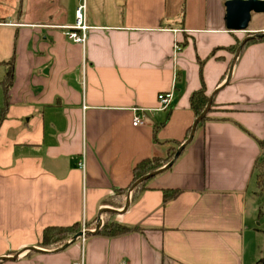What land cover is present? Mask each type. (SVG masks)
Listing matches in <instances>:
<instances>
[{
  "label": "crops",
  "instance_id": "crops-1",
  "mask_svg": "<svg viewBox=\"0 0 264 264\" xmlns=\"http://www.w3.org/2000/svg\"><path fill=\"white\" fill-rule=\"evenodd\" d=\"M81 1L17 0L16 17L0 14V258L17 256L0 264H254L264 14L244 33L226 29L227 0H85L81 46L63 35ZM252 37L220 89L230 48ZM201 81L208 98L218 90L211 120L125 212L108 204L137 163L184 140ZM161 93L172 96L165 110ZM104 209L117 213L98 217ZM104 221L135 231L105 237ZM75 223L100 227L58 253L25 251L49 252L43 229Z\"/></svg>",
  "mask_w": 264,
  "mask_h": 264
},
{
  "label": "trees",
  "instance_id": "trees-1",
  "mask_svg": "<svg viewBox=\"0 0 264 264\" xmlns=\"http://www.w3.org/2000/svg\"><path fill=\"white\" fill-rule=\"evenodd\" d=\"M247 44V42L243 45L242 49L244 46ZM239 43L237 42L235 46L230 48V51L234 53L238 47ZM13 62L14 58L6 64L8 65V69L5 74V79H4V86H9L11 83V78H12V67H13ZM227 74L224 76L225 78L227 77ZM224 78V79H225ZM208 96L206 95V88L204 86L203 81H201V87L197 91H195L189 99L190 102V109L192 110L195 119L205 110L207 104H208ZM212 107H213V102L211 104V108L209 110V113L207 116L204 118V120L200 123H198L197 128L199 129L203 126V124L211 118L209 117V114L212 112ZM189 129L187 131V134L184 138V140L180 143L174 144L172 148H170L169 152L165 157H153L150 159H145L142 160L141 162L137 163L133 169H132V181L130 186L137 181L138 179L148 175L152 174L153 172L161 169L165 165H167L173 158L177 148L188 139V136L190 134ZM264 160V159H263ZM258 163V162H257ZM256 163V164H257ZM256 169V165H255ZM154 179V178H152ZM150 179V180H152ZM150 180H147L145 183L139 185L136 187L130 196L131 202L135 201L140 194L147 189L148 184ZM258 185V184H257ZM130 186L127 189H121V190H115L112 195L108 198L107 203L112 205L113 201L118 202L119 204L116 205L117 209H121L124 205V200L127 196V191L130 188ZM178 194L177 191H171V193H168L167 191L163 192V199L164 201L169 198V197H175ZM86 227V225H85ZM82 230L81 224L75 223L71 226L67 227H57V226H49L43 229L42 231V236L41 240L38 244V247L40 249L46 250V251H53L56 250L63 245H65L74 235H76L78 232ZM135 231L134 228H128L126 226L117 224V223H109V222H102V226L99 230V234L105 237H116V236H121L128 234L130 232ZM31 253H28L29 255Z\"/></svg>",
  "mask_w": 264,
  "mask_h": 264
},
{
  "label": "water",
  "instance_id": "water-1",
  "mask_svg": "<svg viewBox=\"0 0 264 264\" xmlns=\"http://www.w3.org/2000/svg\"><path fill=\"white\" fill-rule=\"evenodd\" d=\"M224 7H225L226 29L228 31H232V32H245L247 30L249 22L251 20V14L252 13L264 14V0H227L224 4ZM258 37L262 38V37H264V34H261ZM248 39H253V37L243 40L239 44L237 50L235 51L234 56H233L232 61H231V64H230V67H229V70H228L227 78H226L225 82L222 84L220 89L224 88L230 82L232 75H233V72H234V68H235L238 56L241 52V48ZM217 91L213 92V94H211V96L209 97L208 104H207L205 110L194 120V123L191 127L188 139L185 142H183L177 148L172 160L167 165L162 167L161 169L153 172L152 174H148V175L138 179L137 181H135L131 185V187L129 188V190L127 192V196L125 199V204H124V208H123L122 212H125L129 207L130 196H131L132 191L136 187H138L139 185L145 183L147 180H150L154 177H157V176L161 175L162 173L166 172L168 169H170L172 167V165L176 162L178 157L181 155L183 150L193 141L197 125H198V123L202 122L204 120V118L207 116V114L209 113L214 95L217 93ZM103 213L114 214L117 212L110 210V209H104L100 212L98 217H100L101 214H103ZM98 222H100V218H99ZM99 227H100V224L97 226V230H94L92 232H86V231L78 232L65 245H63L62 247H60L56 250H53V251L42 252L41 250H38V249L33 248V247L27 248L25 251L35 252V253H58V252L65 250L66 248L71 246L73 243H75L77 240L81 239L82 237H86V236L96 234L98 232ZM16 257L17 256H13L10 258L2 257V258H0V263L6 262V261H14L16 259Z\"/></svg>",
  "mask_w": 264,
  "mask_h": 264
},
{
  "label": "rangeland",
  "instance_id": "rangeland-1",
  "mask_svg": "<svg viewBox=\"0 0 264 264\" xmlns=\"http://www.w3.org/2000/svg\"><path fill=\"white\" fill-rule=\"evenodd\" d=\"M25 3L26 0H24V4ZM17 6H18L17 0H0V14L2 11H4L6 17H9V19H13L14 17H16L13 16L14 15L13 10ZM190 8L191 5H188V9ZM0 88L2 87L0 86ZM263 159H264V155L256 164V169H255V175L258 184V194L261 195L262 198L261 200H259L260 203L259 209L261 211V214L260 216H258V213L256 214L257 218L254 222V231L256 232V235L254 236L253 240L251 239L252 247H251L250 258L251 260L253 258L254 264H264V160Z\"/></svg>",
  "mask_w": 264,
  "mask_h": 264
},
{
  "label": "built area",
  "instance_id": "built-area-1",
  "mask_svg": "<svg viewBox=\"0 0 264 264\" xmlns=\"http://www.w3.org/2000/svg\"><path fill=\"white\" fill-rule=\"evenodd\" d=\"M88 29L89 27L86 24V4H85V0H82L75 9L74 24L70 27L65 28L63 35L69 41L83 46L87 39ZM171 97H172L171 93H161L157 96L158 102L160 104V108L162 110H165L169 107ZM142 124L143 121L139 116L134 117L133 126H138ZM80 240L83 242L84 237H82Z\"/></svg>",
  "mask_w": 264,
  "mask_h": 264
}]
</instances>
